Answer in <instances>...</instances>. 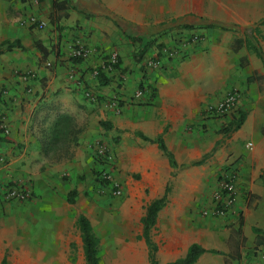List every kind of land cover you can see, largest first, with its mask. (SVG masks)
<instances>
[{"label":"crops","instance_id":"1","mask_svg":"<svg viewBox=\"0 0 264 264\" xmlns=\"http://www.w3.org/2000/svg\"><path fill=\"white\" fill-rule=\"evenodd\" d=\"M30 16L45 27L24 25ZM195 33L201 43L162 57L161 68H143L164 46L179 47ZM137 39L156 44L142 54ZM78 46L91 56L77 61ZM253 46L264 53V0H0V186L18 182L32 192L27 202H0V264H13L9 254L20 246L22 264H79L72 257L84 255L81 215L100 240L102 262L151 264L142 222L168 188L150 234L159 264L186 258L192 245L205 250L195 264H257L252 252L264 248V62ZM114 53L119 67L97 78ZM142 85L144 96L135 100ZM233 89L246 121L226 137L227 119L206 107ZM139 134L161 139L177 168ZM99 143L114 154L123 201L85 199ZM228 169L239 173L236 206L225 218H204L211 201L203 193L214 192Z\"/></svg>","mask_w":264,"mask_h":264},{"label":"built area","instance_id":"2","mask_svg":"<svg viewBox=\"0 0 264 264\" xmlns=\"http://www.w3.org/2000/svg\"><path fill=\"white\" fill-rule=\"evenodd\" d=\"M22 23L24 25H27L29 28L34 29L41 30L45 27V24L36 16H30L25 22ZM203 40L204 38L202 37V35L195 33L190 35L189 38L187 37L180 41L178 40L177 43L180 45L179 47L164 46L159 53L155 54V56L151 57L144 63L143 68L148 71L161 68L162 57L166 59L177 58L178 56H181L184 50L189 47H194L195 45L201 43ZM74 55L78 58L88 59L91 56V52L90 49L85 46H78L77 50H75ZM118 67L119 56L114 53L110 55V57L106 61L103 62L102 66L98 68V70L95 71V76L99 75V69L105 72H113ZM144 93L145 88H139L134 93L133 98L135 100H141L144 96ZM85 97L89 100L95 99V97L90 92L86 93ZM240 102V92L236 89H233L217 103L208 104L206 107V112L218 118L227 119V121L229 122V120L233 118V116L237 115ZM113 103L117 106L116 102ZM2 129L4 130V132H6V128L3 127ZM95 151L96 156L100 158V160L113 162L114 154L108 145L99 143L97 144ZM5 163V158L0 156V164L3 165ZM103 179L106 180L114 190H116V196L121 195V191L118 190L119 188L117 185L115 186V184L112 183L111 177L109 176L108 172L105 174V177H103ZM238 179L239 173L236 169H228L223 172V174L219 177L216 189L213 192L211 205L202 211V216L204 218H225L230 214L237 203ZM31 199L32 192L27 188L26 185L22 183L15 182L13 184L0 186V202L2 203H23ZM260 264H264V256L262 257V263Z\"/></svg>","mask_w":264,"mask_h":264},{"label":"trees","instance_id":"3","mask_svg":"<svg viewBox=\"0 0 264 264\" xmlns=\"http://www.w3.org/2000/svg\"><path fill=\"white\" fill-rule=\"evenodd\" d=\"M136 41L141 42L142 54H144V52L148 48L153 47L156 44V40L144 41L143 39H141V40L137 39ZM3 48L10 49V48H12V46H4ZM157 48L161 49L162 46H157ZM241 48H242L241 41L236 40L234 43L235 51L238 52ZM2 49H0V54L3 52ZM251 49L264 62V53L261 50V48L253 46V47H251ZM42 53L44 54V56H47V52L45 49L42 50ZM142 54L140 56H142ZM81 60H83V59L77 57V61H81ZM103 77H104V73L101 69H99V75L97 76V78H103ZM142 87H143V85L140 88H142ZM154 96H155V90L152 89L151 97H154ZM245 121H246V115L239 112L236 116H233L232 120L230 122H228V124L223 128L222 132L224 133V135L226 137H230L232 134H234L235 132L239 131L242 128ZM0 133L5 134L3 129H0ZM139 136L145 141L157 143L159 145V148L168 156L171 166L174 169L177 168V163L175 161L174 156L167 150L164 142L161 139L156 140V141H152V140L148 139L147 137L143 136L142 134H139ZM202 164H203V162H198V163H194L192 165L193 166H199ZM96 176L99 177L100 174L98 172H96ZM174 177H175V175H174ZM107 183L108 182L106 180H101L99 182V185L105 186V185H108ZM169 193H170V189L168 188L167 192H166V196L164 198L153 201L152 203H150L146 208V214H145V217L143 218L142 223L144 226V230H143L142 238L145 239V241L147 242V244L150 248L151 264H159V263L156 261V251L157 250H156V247L150 238V234L156 225V221H157V217H158L159 212L167 204ZM76 194H77L76 191L71 192V194L69 195V200H68L69 203H71V204L75 203L74 196ZM76 225H77V229L81 232L82 242H83V246H84V256L86 259V263L87 264H103L102 258L100 256V250H99V239L93 231V227L91 225L90 220L86 216L81 215V216H79ZM263 242H264V240H263ZM204 252H205V250L203 248H201L200 246L192 245L189 249V252H188V255L186 256V258L179 260V261H176L174 263H169V264H195L198 261V258L200 257V255H202ZM216 253H218V252H216ZM3 264H6V263L4 262Z\"/></svg>","mask_w":264,"mask_h":264},{"label":"rangeland","instance_id":"4","mask_svg":"<svg viewBox=\"0 0 264 264\" xmlns=\"http://www.w3.org/2000/svg\"><path fill=\"white\" fill-rule=\"evenodd\" d=\"M96 155V154H95ZM94 164L96 165V168L94 169V173L92 174V177L90 178L89 181H91V183H89V188H91L87 193H86V197L85 199H98V200H120L123 201L126 196L124 195V187H123V181H121V179L116 175V170L115 168V160H113V162H108V161H102L100 160V158H98L96 156V159L94 161ZM96 172H98L100 174V176H96ZM109 173V176L111 177L112 183L115 184V186H118V190L121 191V195L116 196L115 195V191L113 189V187L111 185H103L100 186L99 182L101 180H104L103 177H105L106 173ZM100 180V181H99ZM84 182V180H81ZM205 196H208V199L211 201L212 195H213V190H207L203 193ZM238 196V195H237ZM109 209V208H108ZM111 213L112 212V208L109 209ZM97 224H99V220L96 221ZM264 246V242L263 245ZM78 246H77V250H78ZM23 249L21 246L18 247L17 253L16 254H9V257L11 259V263L13 264H22L23 260L26 259V255H23ZM99 250H100V240H99ZM103 254L106 255V250H103ZM253 259L254 258H258L260 257V261L257 264L262 263V257L264 256V248L263 247H259V248H254L253 252ZM80 255L77 254V256L72 257V263H78L80 261L81 264H87L86 263V259L85 256L82 254V257L80 259ZM106 257V256H105ZM79 263V264H80ZM103 264H109L108 260H103Z\"/></svg>","mask_w":264,"mask_h":264}]
</instances>
